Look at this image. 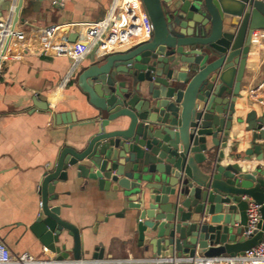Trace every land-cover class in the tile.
<instances>
[{"label":"water","instance_id":"obj_1","mask_svg":"<svg viewBox=\"0 0 264 264\" xmlns=\"http://www.w3.org/2000/svg\"><path fill=\"white\" fill-rule=\"evenodd\" d=\"M26 1H17L14 25L25 21ZM142 2L152 38L80 72L78 85L98 112L93 128L61 148L43 176L29 228L55 254L52 264H193L243 253L264 237V113L245 142L230 137L264 2ZM69 170L116 194L119 216L133 224L127 259L84 251L81 229L49 205ZM249 198L261 204V222L245 236Z\"/></svg>","mask_w":264,"mask_h":264},{"label":"crops","instance_id":"obj_2","mask_svg":"<svg viewBox=\"0 0 264 264\" xmlns=\"http://www.w3.org/2000/svg\"><path fill=\"white\" fill-rule=\"evenodd\" d=\"M111 3L112 0H28L22 10L25 17L22 23L36 28L69 25L64 37L86 38L87 24L105 18ZM12 4L13 0H0V17ZM108 52L96 49L88 52L65 85L63 81L69 69L66 58L30 50L22 58L0 63V239L14 256L26 252L39 259H53L55 255L29 228L41 208L39 188L61 148L74 145L92 130L91 119L98 112L80 89L78 78L84 68L99 62ZM255 67L260 68L249 64L242 96L236 104L232 140L242 138L245 142L251 134L249 128L254 126L252 119L262 114L243 95L248 86L264 76ZM50 99H55L57 114L77 122L47 131L50 112L46 102ZM116 197L114 192L86 183L69 170L68 179L55 185L49 205L61 206L62 219L81 229L84 251L92 253L99 247L106 258L122 260L128 257L125 244L131 241L135 244V239L132 222L119 216L122 207ZM98 215L105 219L95 226ZM72 244L69 237L68 247ZM202 258L198 256L195 262Z\"/></svg>","mask_w":264,"mask_h":264},{"label":"built area","instance_id":"obj_3","mask_svg":"<svg viewBox=\"0 0 264 264\" xmlns=\"http://www.w3.org/2000/svg\"><path fill=\"white\" fill-rule=\"evenodd\" d=\"M17 1L13 0L10 10L0 17V63L6 59L22 58L30 50L66 58L69 61V69L63 85L92 49L99 52L116 51L150 40L153 35V25L142 0H112L107 16L88 23L86 38L76 39L63 36L69 25L52 24L37 28L22 22L14 25V7ZM247 62L259 67L264 64V28L252 31ZM243 95L264 113V76L257 83L248 86ZM47 103L50 112L47 131L51 132L58 127L74 125L77 122L54 111L55 99H50ZM262 162L264 163V160ZM248 201L245 236L252 235L261 222V204L252 198ZM13 263L52 264L54 260L39 259L26 252L14 256L7 244L0 239V264ZM193 264H264V237L257 245L243 253L204 257Z\"/></svg>","mask_w":264,"mask_h":264},{"label":"rangeland","instance_id":"obj_4","mask_svg":"<svg viewBox=\"0 0 264 264\" xmlns=\"http://www.w3.org/2000/svg\"><path fill=\"white\" fill-rule=\"evenodd\" d=\"M255 71L264 72V64L259 69H257V67H255Z\"/></svg>","mask_w":264,"mask_h":264}]
</instances>
